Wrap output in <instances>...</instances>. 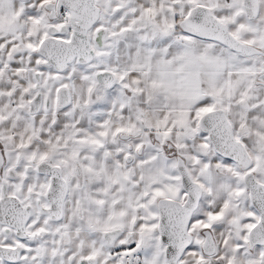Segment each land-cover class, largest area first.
Returning a JSON list of instances; mask_svg holds the SVG:
<instances>
[{
  "label": "snow or ice",
  "instance_id": "1",
  "mask_svg": "<svg viewBox=\"0 0 264 264\" xmlns=\"http://www.w3.org/2000/svg\"><path fill=\"white\" fill-rule=\"evenodd\" d=\"M0 264H264V0H0Z\"/></svg>",
  "mask_w": 264,
  "mask_h": 264
}]
</instances>
